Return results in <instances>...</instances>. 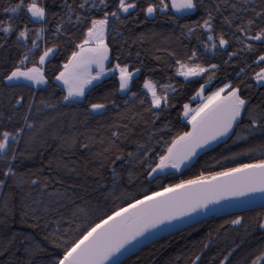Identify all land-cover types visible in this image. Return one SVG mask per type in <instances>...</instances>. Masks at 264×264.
I'll return each instance as SVG.
<instances>
[{
    "label": "snow or ice",
    "instance_id": "6c2138e0",
    "mask_svg": "<svg viewBox=\"0 0 264 264\" xmlns=\"http://www.w3.org/2000/svg\"><path fill=\"white\" fill-rule=\"evenodd\" d=\"M161 19L187 43L179 52L163 49L172 70L166 80L146 76L133 91L145 65L139 53L138 66L122 60L124 46L158 34L125 37L123 29ZM0 53V189L27 186L20 223L32 229L11 231L16 208L0 201V228L11 232L0 234V264H127L162 233L198 230L216 214L223 219L217 236L209 234L189 264H202L221 231H258L264 241V0H0ZM176 77L183 80L173 84ZM108 81L112 87L104 88ZM63 108L96 128L87 136L75 123L50 130ZM257 135L262 142L252 146ZM49 140L56 151L90 153L95 188L80 194L53 174L75 169L63 157L45 159ZM229 140L238 150L230 146L216 161L220 170L162 183L170 169L180 172ZM36 155L39 166L21 171ZM242 247L233 240L211 264H233ZM184 260L182 253L168 264ZM236 264H264V244Z\"/></svg>",
    "mask_w": 264,
    "mask_h": 264
},
{
    "label": "trees",
    "instance_id": "16d2710c",
    "mask_svg": "<svg viewBox=\"0 0 264 264\" xmlns=\"http://www.w3.org/2000/svg\"><path fill=\"white\" fill-rule=\"evenodd\" d=\"M2 2L6 3L7 0H2ZM199 18V14L192 16L188 20H182L181 23H191L193 20ZM217 25L219 26V20L217 21ZM128 28L133 29V33H129L128 29H123L125 37H129L131 35H138L140 32H148L149 30L154 31L158 35L156 37H149L144 40L141 44L137 42L135 45L124 46V51L122 53L121 59L127 60L130 64H135L138 66V58L137 53H139V60L144 62L145 68L143 69L142 74L138 79L135 80L133 84V91H141L143 80L146 76L151 77L154 80H166L167 77L165 72L168 75L172 74V70L167 67V62L169 58L167 56L166 51L163 49H175L178 52L182 50V44H186V40H177L179 36V29L174 28L171 23L165 22L163 19L158 20L156 23H150L147 25H143L141 27H136L135 25H129ZM171 36V39H167ZM117 44H121L122 41H117ZM129 44H131V40H129ZM158 49H161L158 51ZM5 55L4 53H0V56ZM11 56V53L8 54ZM156 56H160L161 60L157 61L155 59ZM227 58L226 56L224 57ZM254 59V57H253ZM219 62V61H217ZM234 63H240L239 60H234ZM251 62V61H249ZM153 68H161L164 71L158 72H150L149 69ZM259 70L258 68L256 69ZM251 74V72H250ZM49 75H51V66L49 67ZM226 73L221 71L219 76L221 79L225 77ZM234 76L235 73L233 72ZM181 77H176L172 82L176 84L177 81H182ZM112 81H108L104 88H111ZM218 83V81H217ZM194 87H198V85H194ZM104 89H100L103 91ZM184 96L182 98L183 102H186L187 96L191 89H185ZM46 95V94H45ZM195 103L192 104L194 106ZM62 112L66 113V115L59 116L57 114H49V115H57V119L52 125L50 130H54L59 128L61 124H63L64 130L67 131L69 125L71 123L76 124V130L85 133V136L91 134L92 130L96 128L95 121H89L87 124H83L82 121L84 119L83 115L80 114L73 119L74 109L72 108H63ZM175 111H173L172 116L168 117V119H174ZM163 123V120L160 122ZM159 126V125H158ZM139 131H143V124L137 126ZM262 142V138L257 135L256 138L250 140V144L252 146L258 145ZM131 143V142H129ZM231 146V151L238 150L236 145L232 144V141L229 140L228 144H220L219 146H215L212 150H209L207 153H202L198 158L192 161L187 167H183L180 172H176L175 170H170L171 175L162 181V183L169 182H179L181 179L192 178L195 175L200 174L202 171L207 174L209 171H218L220 170V166L216 164V161L222 159L223 155H230L229 147ZM56 143L52 140L48 141V147L45 149V159H50L55 157L57 159L63 157L70 163V167L74 168L75 171L71 174H68L66 170H63L59 173H53L54 175H58L65 179L67 182L74 183L77 185V191L80 194H85L84 189L96 187L95 181L97 180V176L95 175L96 164L92 159L89 152L81 150L77 148L74 153H64L63 151H56ZM131 150V147L129 148ZM253 157H257L258 153H252ZM41 157L36 155L32 161H25L24 165L21 166V171H24L26 168H36L39 166ZM215 166V167H213ZM11 184V181H9ZM28 189L27 186L21 188H9L5 187L4 189H0V201L5 199L9 200L10 207H15L16 211L14 215L9 214L8 219L12 225L11 231L20 232L22 234H30L32 233V229L28 228L26 225H22L20 223V213H19V203L20 198L26 195ZM35 194V193H33ZM96 195H99L97 193ZM118 203V201H117ZM111 206V204L109 205ZM261 211V209L257 208L256 211H250L246 213V223L251 224L252 221L249 217H255L256 212ZM4 213L0 212V216H3ZM223 223V219L221 217L208 219L202 222L198 230L188 228L178 233L169 235L156 241L155 243L147 246L141 251L135 253L130 258L127 259V264H168L170 259L175 258L178 255L184 254L185 260L184 264H189L187 257H194L196 254H199L202 248L203 242L208 240L209 234L211 236L216 237L217 232L216 229L219 225ZM251 232V228L249 229ZM0 234L10 235L11 232L0 228ZM259 232H254L250 236L245 237L243 235V230H240L239 234L232 230H228L227 233L221 231L219 233V238L213 240L212 246L204 253L202 264H211V260L213 256L220 257L222 251H225L230 245H232L233 240L237 244L241 243L243 240V247L239 250V252L233 256V264H236L237 261L241 259L242 256L251 252L257 245L264 244V241L260 240ZM23 238V235L20 237ZM38 238V237H37ZM19 241H17L18 243ZM255 255H258V252L255 253L252 258H255ZM6 256L4 259H8Z\"/></svg>",
    "mask_w": 264,
    "mask_h": 264
},
{
    "label": "water",
    "instance_id": "95a60500",
    "mask_svg": "<svg viewBox=\"0 0 264 264\" xmlns=\"http://www.w3.org/2000/svg\"><path fill=\"white\" fill-rule=\"evenodd\" d=\"M257 204H259V200H257ZM217 217H221V216H220L219 214H216V215H209V216L205 217V218L203 219L202 222H204V221H206V220H208V219L217 218ZM183 230H185V229H182V230H180V231H183ZM180 231L170 230V233H169V232L162 233L159 237L156 238L155 242H156V241H159L160 239H162V238H164V237H167V236H169V235H172V234L178 233V232H180ZM155 242H154V243H155ZM151 244H153V243H151ZM151 244H146L145 246H142V249L146 248L147 246H149V245H151ZM139 251H141V250H139ZM139 251H137V252H139ZM137 252H136V253H137ZM131 256H132V255H131ZM131 256H130V257H131ZM130 257H128V258H130ZM128 258H127V259H128Z\"/></svg>",
    "mask_w": 264,
    "mask_h": 264
},
{
    "label": "rangeland",
    "instance_id": "374dc122",
    "mask_svg": "<svg viewBox=\"0 0 264 264\" xmlns=\"http://www.w3.org/2000/svg\"><path fill=\"white\" fill-rule=\"evenodd\" d=\"M181 78H182V77H181ZM182 79H183V78H182ZM192 107H195V105H194V106H192ZM170 170H172V169H170ZM170 170H169V171H170Z\"/></svg>",
    "mask_w": 264,
    "mask_h": 264
}]
</instances>
